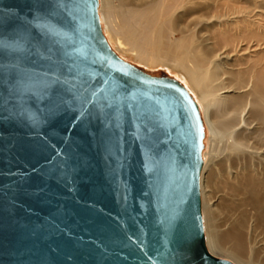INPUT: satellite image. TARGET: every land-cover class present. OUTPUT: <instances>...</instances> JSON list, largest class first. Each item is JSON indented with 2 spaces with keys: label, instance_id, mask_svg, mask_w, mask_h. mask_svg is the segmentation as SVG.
<instances>
[{
  "label": "water",
  "instance_id": "obj_1",
  "mask_svg": "<svg viewBox=\"0 0 264 264\" xmlns=\"http://www.w3.org/2000/svg\"><path fill=\"white\" fill-rule=\"evenodd\" d=\"M98 8L0 0V264H236L206 244L198 102Z\"/></svg>",
  "mask_w": 264,
  "mask_h": 264
},
{
  "label": "bare ground",
  "instance_id": "obj_2",
  "mask_svg": "<svg viewBox=\"0 0 264 264\" xmlns=\"http://www.w3.org/2000/svg\"><path fill=\"white\" fill-rule=\"evenodd\" d=\"M99 1L112 48L172 64L200 106L211 141L201 172L208 249L236 264H264V0ZM218 163L234 218L222 233L210 185Z\"/></svg>",
  "mask_w": 264,
  "mask_h": 264
},
{
  "label": "rangeland",
  "instance_id": "obj_3",
  "mask_svg": "<svg viewBox=\"0 0 264 264\" xmlns=\"http://www.w3.org/2000/svg\"><path fill=\"white\" fill-rule=\"evenodd\" d=\"M100 2V1H99ZM116 2V1H115ZM118 4V3H117ZM99 10H100V6H99ZM100 16V15H99ZM264 53V52H262ZM121 55L128 61L137 64L138 66L142 67L143 69H145L146 71L152 73V74H157V75H170L172 77L177 78L178 80H180L184 85L186 83L185 78L183 79V75L181 72H179L178 70H176L172 64L170 63H164V62H158L154 65L152 64H148L144 61H138L137 57L134 56V54L132 53H121ZM136 59V60H135ZM151 65V66H150ZM207 134V133H206ZM205 149H204V153L209 152V148H210V135L207 134L206 139H205ZM218 167H216V169L221 170L220 174L218 175L217 172L215 170V172H213L211 179L210 180V185H211V189L213 192V201L215 202L217 208L214 209L215 210V221H214V225L215 228L218 229V231L220 233L228 231L230 229V227L233 225V216H229L230 214L227 213V211L225 210L226 205L229 203V197L226 193L225 190H223L222 187V181H224L225 179V172L223 170V166L220 165V163H218ZM205 165V163H204ZM203 173V172H202ZM223 176V177H222ZM222 182V183H221ZM228 200V201H227ZM205 201L204 198L202 197V208L204 207ZM225 204V206H224ZM205 225V223H204ZM254 240V239H253ZM258 248V246H257ZM219 257H223V258H228V256L226 255H220Z\"/></svg>",
  "mask_w": 264,
  "mask_h": 264
}]
</instances>
